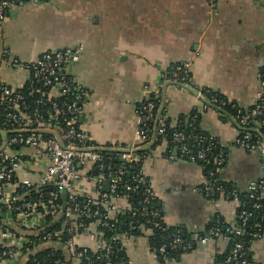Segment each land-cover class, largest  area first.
Returning a JSON list of instances; mask_svg holds the SVG:
<instances>
[{
	"label": "crops",
	"instance_id": "1",
	"mask_svg": "<svg viewBox=\"0 0 264 264\" xmlns=\"http://www.w3.org/2000/svg\"><path fill=\"white\" fill-rule=\"evenodd\" d=\"M79 46L83 47L79 61L70 63L66 71L88 91L80 128L97 145L137 147L141 105L153 99L162 80L179 64H190L198 87L216 92L244 111L256 107L264 68V0L21 2L0 23V84L23 90L30 74L23 65L46 52ZM162 93L168 99L163 112L171 129L182 128L194 114L198 117V129L223 159L218 181L245 194L251 183L264 180L260 155L235 144L240 131L231 119H223L190 90L162 88ZM167 146L163 142L152 147V156L142 163L144 176L158 194L165 224L193 238L203 234L216 216L234 223L238 200L223 194L208 197L204 168L184 159L168 160ZM22 151L27 156L34 153L32 148ZM77 170L76 189L93 193V165H78ZM43 171L42 167L22 166L16 177L20 182L37 183ZM115 202L119 211L128 207L124 199ZM3 214V224L21 237L33 233ZM102 236L96 222L78 235L77 244L95 251ZM151 236L152 230L143 228L140 235L126 240L130 264H224L222 257L230 248L229 241L219 237L206 245L195 243L176 258L161 261L152 252ZM48 246L43 244L39 250ZM62 250L65 264H70L68 250ZM27 257H21L19 264ZM250 262L264 264V236L253 244Z\"/></svg>",
	"mask_w": 264,
	"mask_h": 264
},
{
	"label": "built area",
	"instance_id": "2",
	"mask_svg": "<svg viewBox=\"0 0 264 264\" xmlns=\"http://www.w3.org/2000/svg\"><path fill=\"white\" fill-rule=\"evenodd\" d=\"M25 1L29 0H0V23L8 16L12 6ZM82 50L83 47L79 46L74 49L49 51L42 54L36 61L23 65L30 72L27 93L14 90L6 83L0 84V106L7 110L0 142V213H11V220L27 230L42 227L48 215L54 217L63 215L64 224H70L67 231L71 233V238L67 242L66 249L73 258V264H78L80 261V253L77 252L79 247L77 237L81 234L74 232H77L79 228H84V223L76 224L77 217L100 219L99 206L102 205L107 210V214L101 224L111 228L107 220L114 219L119 212H122L117 209L115 200L127 201L125 197H120L117 193L125 172L130 166L142 164L149 159L152 156V147L165 136L167 120L163 110L168 99L162 93V88L165 91L174 88L190 90L205 106L216 110L211 106L215 100H209L207 97L208 90L204 91V88L198 87L190 77V64L182 63L175 67L169 78L162 80L161 87L155 90L153 99L141 105L136 130L139 146L121 148L97 145L79 125L83 102L88 91L81 82L75 80L66 71L70 63L79 61ZM260 85V100L256 107L246 114L237 113L231 120L240 131L235 144L249 152H257L261 157V166L264 171V135L260 134V127H264V68L260 74ZM29 100H33L32 105L36 107L32 115L27 113L32 106ZM156 100L159 102L158 107L155 104ZM37 107H42L44 113H40ZM250 116L259 118L254 126H252ZM251 132H256L257 135ZM4 133L5 136H3ZM196 138L192 134L185 135L183 132L175 131L173 133L175 143L166 158L172 162L180 159L193 163L207 162V153L211 150L212 144L203 149H196L191 144ZM25 148H32L34 153L27 156L22 151ZM142 150H147V152H140ZM113 159L115 163L112 162ZM109 160L110 162L106 163ZM86 164L93 165L95 183L93 193L84 192L82 194L76 189L80 178L77 166ZM216 164V170L208 172V178L216 179L223 159L218 157ZM22 166L42 167L44 171L39 181L32 183L25 179L13 183L16 170ZM141 174L135 178V181L146 187L145 203H149L151 199H158V194L152 189L149 180L143 172ZM107 181H109V189L106 191L105 182ZM12 185L16 187L15 191L10 189ZM49 186L54 187L56 191L52 192L47 199L27 200L29 190L24 193L17 192L19 187L29 189ZM125 188L128 191L133 190L128 184H125ZM204 191L208 197L214 196L215 193L223 194L222 186L220 184L215 186L210 180ZM263 191L264 180L253 182L248 188L249 198L257 201L263 199ZM60 195L65 197V202L59 201ZM80 199L86 201V204L82 205ZM90 204L96 206L93 211L89 210ZM247 215L242 213L240 217L245 220ZM141 216L149 217L148 222L150 223L154 218L159 217V212L144 207L141 210ZM3 226L5 225L2 224L0 227ZM232 226L233 229L229 230V233L237 234L239 229L235 226V222ZM88 227H85L84 232ZM1 230L3 240L0 243V264H13L14 262L19 264L21 257L38 254L39 250L36 249L29 250L27 254L21 251L22 247L29 242L27 237H21L18 233L10 232L5 228ZM179 233L180 231L168 243L173 250L178 247L189 250L195 243L206 245L222 236L217 228L212 229L206 236L197 235L191 240L181 239L178 236ZM262 236H257L258 240ZM50 237L51 234L45 237L46 242H50ZM128 238H130L128 234L114 236V240L119 241L123 246ZM254 243L249 246L250 251ZM105 244L106 241L101 237L98 249L104 247ZM166 244L163 243L157 249H152L153 254L159 260L169 259L165 253ZM241 250L242 245L237 244L232 249L227 262L237 260ZM106 254H109V250ZM122 264H130V261ZM237 264H251V262L242 260Z\"/></svg>",
	"mask_w": 264,
	"mask_h": 264
},
{
	"label": "trees",
	"instance_id": "3",
	"mask_svg": "<svg viewBox=\"0 0 264 264\" xmlns=\"http://www.w3.org/2000/svg\"><path fill=\"white\" fill-rule=\"evenodd\" d=\"M7 56V54H6ZM5 56V57H6ZM170 77V76H169ZM168 77V78H169ZM191 77V74H190ZM192 78V77H191ZM208 90V99H214V103H211V106L216 108V111L220 113L221 117L225 120L234 118L239 112L246 114L250 112L244 111L240 109L238 106L227 102L222 96L218 95L216 92L204 88V91ZM20 92L27 93L28 85H26L25 89L19 90ZM29 103L32 105L33 100H29ZM29 104V105H30ZM156 106H159V102L155 101ZM40 113H44L42 107H37ZM36 107L34 105L30 106V109L27 111L28 114L32 115ZM6 112L5 107L0 106V142H1V130L3 129V124L6 121ZM250 120L252 126L255 125V121L257 122L259 118H255L254 116H250ZM175 131L183 132L185 135L192 134L196 139L192 141V146L196 149H203L207 145L210 144L209 140L206 136L198 129V117L194 114L190 116L187 123L179 129H171L167 123V131L163 138L159 139L155 145L154 149L160 146L163 142H167V151L166 154L171 150L174 146L173 133ZM257 135L256 132H251V134ZM260 134L264 135V127H260ZM46 136V134H44ZM17 149V148H16ZM140 152L146 153L147 150H142ZM208 161L207 162H199L203 168L204 172L207 176V179L210 180L212 184L217 186L220 184L223 188V195L227 198H232L238 200V207L235 216V226L238 227L239 232L237 234L229 233V230L233 229L232 223L225 222L221 217L216 216L213 218L207 230L203 234H198L200 236H206L209 232L217 228L222 236L225 237L226 240L229 241L230 248L228 252L222 257L224 264H237L238 261L249 260L251 256V251L249 250V246L258 240L257 236H262L264 234V198L260 200H254L249 198V194L247 193H236L232 187L224 182L218 181L214 177L208 178V172L212 170H216L217 164L216 159L219 157L216 154L214 149V145L211 147V150L207 153ZM107 161L106 163H109ZM115 163V159L112 160ZM142 164L133 165L128 168L123 176V180L121 185L119 186L117 193L120 197H125L127 199L128 207L127 209L119 212L114 219H108L107 222L111 226V228L104 227L101 223L104 220L105 214H107V210L102 205L99 206L101 218L100 219H92L87 218L86 216L77 217L75 220L76 224L84 223V228H79L77 232L74 233H82L85 230V227L90 226L93 223L99 224V231L103 233V240L106 241L104 247L99 248L98 250H91L88 248L78 247L77 252L80 253V261L78 264H122L123 262L128 261V257L125 251V247L123 244L119 243V241L114 240V236L117 234H128L130 237L138 236L142 233L143 228H148L152 230V236L150 238V245L152 249H157L163 243H167L165 247V253L168 258H176L179 253L183 250L181 247H178L176 250H173L169 246V242L173 239L174 235L177 234L178 231L180 233L178 236L181 239L191 240L192 237L186 234L181 228L170 227L165 224L163 218V212L161 208L158 206V199H151L149 203H145V199L147 198V193L145 191V185L137 184L135 178L142 175ZM13 183L17 182L18 179L16 177L13 178ZM125 184L130 185L133 190H126ZM28 191V195L26 196L27 200L36 201L40 198L47 199L50 194L56 189L54 187H45V188H29L25 189L19 187L17 189L18 193H24ZM221 195L220 193H215L214 197H218ZM213 196V195H211ZM59 201L62 203L65 202V197L60 195ZM81 204L85 205L86 201L80 199ZM95 205L90 204L89 210L93 211L95 209ZM144 207H148L152 210H157L159 212V217L154 218L152 222H148L149 217L141 216V210ZM242 213L248 214L246 219H241L240 215ZM15 218V216H13ZM3 219L0 213V226L3 224ZM65 218L63 215L57 216H46L45 221L42 227L37 228L36 230H32V234L26 236L29 240L26 243L21 251L23 254H27L29 250L36 249L37 251L43 244L48 243L50 246L40 249L38 254L33 255L29 254L26 258L24 264H65L67 262V257L64 254L62 249L66 250L67 242L71 238V233L67 231V228L70 227V224L65 225ZM5 225V224H4ZM0 228H5L10 232L15 233L16 231L8 225H5ZM27 230V228L22 227ZM17 233V232H16ZM59 235H56L58 234ZM51 234L50 242H46L45 237ZM54 245H53V244ZM237 244L242 245V250L238 254L237 260H232L231 262H227L230 253L233 248ZM107 250H109V254L107 255ZM71 257V256H70ZM161 261H165L162 260ZM70 264H73V258L71 257L69 260Z\"/></svg>",
	"mask_w": 264,
	"mask_h": 264
},
{
	"label": "water",
	"instance_id": "4",
	"mask_svg": "<svg viewBox=\"0 0 264 264\" xmlns=\"http://www.w3.org/2000/svg\"><path fill=\"white\" fill-rule=\"evenodd\" d=\"M3 136H5V133L3 134ZM108 189H109V181L105 182V190L107 191ZM5 215H8L9 217H12V214L11 213H8V214H5Z\"/></svg>",
	"mask_w": 264,
	"mask_h": 264
}]
</instances>
